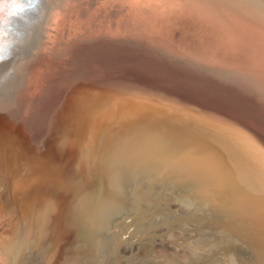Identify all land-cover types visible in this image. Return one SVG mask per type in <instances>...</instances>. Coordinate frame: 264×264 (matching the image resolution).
Returning <instances> with one entry per match:
<instances>
[{"label":"water","instance_id":"95a60500","mask_svg":"<svg viewBox=\"0 0 264 264\" xmlns=\"http://www.w3.org/2000/svg\"><path fill=\"white\" fill-rule=\"evenodd\" d=\"M148 52L82 59L55 82L53 100L73 114L64 144L75 145L51 182L70 192L55 236L108 254L116 232L135 230V244L149 237L184 264H264V93ZM39 247L28 243L24 264Z\"/></svg>","mask_w":264,"mask_h":264},{"label":"bare ground","instance_id":"6f19581e","mask_svg":"<svg viewBox=\"0 0 264 264\" xmlns=\"http://www.w3.org/2000/svg\"><path fill=\"white\" fill-rule=\"evenodd\" d=\"M160 48L264 93V0H45L29 42L0 65V74L14 68L0 85V264H24L28 243L48 239L58 259L74 238L55 236L66 228L70 192L51 182L63 147L75 146L64 144L73 114L53 100L56 83L77 74L82 59L153 57ZM137 235L116 232L108 249L120 254Z\"/></svg>","mask_w":264,"mask_h":264},{"label":"clouds","instance_id":"9594fccd","mask_svg":"<svg viewBox=\"0 0 264 264\" xmlns=\"http://www.w3.org/2000/svg\"><path fill=\"white\" fill-rule=\"evenodd\" d=\"M45 0H0V65L13 61L29 42L44 11ZM14 68L0 74V85L13 75Z\"/></svg>","mask_w":264,"mask_h":264},{"label":"rangeland","instance_id":"374dc122","mask_svg":"<svg viewBox=\"0 0 264 264\" xmlns=\"http://www.w3.org/2000/svg\"><path fill=\"white\" fill-rule=\"evenodd\" d=\"M107 237L97 239L101 242L109 241L110 238ZM50 241H44L41 244V247H39L40 250L38 253V260L35 264H89L90 262H92V264H98L104 254L103 252H100V249L98 252H96L95 249H85L83 244H80V240L74 237L70 240L69 243H66L65 246H63L62 242L61 249L63 255L58 257V259L55 258L53 261H49L47 260V257L49 255L47 249H49ZM156 244H152L149 237H146L138 245L135 244V241L132 244L122 243L121 252L125 257L123 264H169L170 259L175 260V258L176 261L174 262V264H184L187 262L188 259L183 253L178 254L176 255L177 257H175L170 253L169 247H167L166 245L157 247L155 246ZM81 245L83 246V248L80 251H77V249H79ZM69 247H71V250H74L68 251L67 249ZM46 261L48 263H46Z\"/></svg>","mask_w":264,"mask_h":264},{"label":"crops","instance_id":"0c3cea01","mask_svg":"<svg viewBox=\"0 0 264 264\" xmlns=\"http://www.w3.org/2000/svg\"><path fill=\"white\" fill-rule=\"evenodd\" d=\"M122 243H125V242H121ZM103 256L101 257V260L98 264H123V261H124V254L122 252H120V254H114V253H108L106 254V252H103ZM107 255V261H105V256Z\"/></svg>","mask_w":264,"mask_h":264}]
</instances>
